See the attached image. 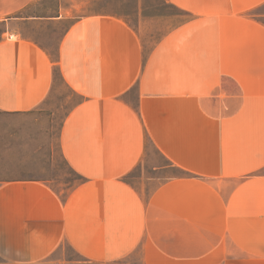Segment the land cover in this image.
<instances>
[{
  "label": "crops",
  "instance_id": "1",
  "mask_svg": "<svg viewBox=\"0 0 264 264\" xmlns=\"http://www.w3.org/2000/svg\"><path fill=\"white\" fill-rule=\"evenodd\" d=\"M97 1L0 0V116L76 99L56 131L80 179L0 180V257L264 264V0H162L191 19L148 50Z\"/></svg>",
  "mask_w": 264,
  "mask_h": 264
},
{
  "label": "rangeland",
  "instance_id": "2",
  "mask_svg": "<svg viewBox=\"0 0 264 264\" xmlns=\"http://www.w3.org/2000/svg\"><path fill=\"white\" fill-rule=\"evenodd\" d=\"M60 0H45L49 8H53ZM97 10L106 14L118 16L132 29L140 39L146 50L153 47L168 30L175 27L182 19H191L176 8L167 5L162 0H98L93 3ZM45 13H48V9ZM16 38L12 37V40ZM64 95L58 97L64 100ZM76 99H71L67 104H46L31 116L3 117L0 116V180L16 178H55L52 184L57 188L59 183L77 184L80 179L69 174L61 162L58 145L59 126L63 115L75 104ZM40 113L43 116H40ZM54 154L56 164L52 168L46 165L50 155ZM148 165L157 166L154 151L150 152ZM146 168L147 175L148 170ZM163 178L169 180L183 176L177 169L169 167ZM157 176V174H153ZM139 171L130 175L128 182L135 188L138 184ZM157 184L146 185V190H154ZM55 260H66L62 264H89L84 263L69 247L64 246L49 259L37 264H58ZM0 264L8 263L0 257ZM95 264V263H92ZM102 264H139L136 255L122 259L116 263Z\"/></svg>",
  "mask_w": 264,
  "mask_h": 264
}]
</instances>
